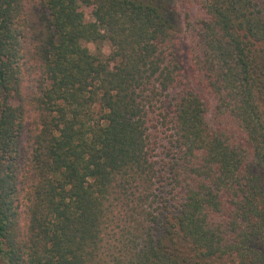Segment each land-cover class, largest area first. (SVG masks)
Returning <instances> with one entry per match:
<instances>
[{
    "label": "trees",
    "instance_id": "trees-1",
    "mask_svg": "<svg viewBox=\"0 0 264 264\" xmlns=\"http://www.w3.org/2000/svg\"><path fill=\"white\" fill-rule=\"evenodd\" d=\"M0 264H264V0H0Z\"/></svg>",
    "mask_w": 264,
    "mask_h": 264
},
{
    "label": "rangeland",
    "instance_id": "rangeland-1",
    "mask_svg": "<svg viewBox=\"0 0 264 264\" xmlns=\"http://www.w3.org/2000/svg\"><path fill=\"white\" fill-rule=\"evenodd\" d=\"M83 45L89 50V52L93 55H96V56H103V57H106L109 55V53L111 52V47L110 45L107 43V42H102V43H98V44H95V43H92V42H85L83 43ZM27 86H29V88H27ZM25 91H26V94L27 92H34L35 90V84L33 81H28L25 83V86L23 88H25ZM26 117H30L32 118L33 117V114H30ZM25 117V118H26ZM29 122L28 119L25 121V124ZM24 124V131H23V134H22V142L25 141L26 139V125ZM20 227L23 228L24 227V218L23 216L21 215L20 217Z\"/></svg>",
    "mask_w": 264,
    "mask_h": 264
}]
</instances>
